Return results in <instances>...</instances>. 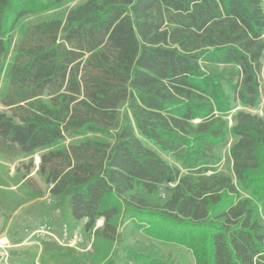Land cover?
<instances>
[{"label":"trees","instance_id":"16d2710c","mask_svg":"<svg viewBox=\"0 0 264 264\" xmlns=\"http://www.w3.org/2000/svg\"><path fill=\"white\" fill-rule=\"evenodd\" d=\"M65 1L0 0V167L24 169L0 179V211L70 235L84 221L89 241L46 238L31 264H177L166 244L264 264V0H86L14 41Z\"/></svg>","mask_w":264,"mask_h":264},{"label":"rangeland","instance_id":"374dc122","mask_svg":"<svg viewBox=\"0 0 264 264\" xmlns=\"http://www.w3.org/2000/svg\"><path fill=\"white\" fill-rule=\"evenodd\" d=\"M85 1L86 0H67L63 2L57 9L49 10L36 16H31L21 20L13 32L14 41L16 42L18 40L24 27L45 22L50 19L63 20L70 10ZM236 110L241 109L237 107ZM249 112L259 117H262L264 115L263 79L261 82V100L259 106L254 110H249ZM226 119L228 120L229 125H231L230 116H228ZM231 144L232 138L231 136H228L226 143L220 146V162L216 166L217 172H221L227 176H232L231 162L228 155ZM159 155L168 164L172 166L175 165V162L168 154L159 152ZM23 162L27 163V160ZM38 162V156L35 155L32 161L33 168L31 169L30 175L28 177H31L41 186L38 177L35 175ZM16 170H18V172H16ZM23 173L24 169L21 167V163L18 162L5 165L3 168L0 167V179L4 180L6 184L12 189H14L12 187L14 180L19 178ZM83 224L84 221H81L79 226L72 232V235H70L68 231L64 234V231L60 230L58 226H52L50 227V229H48L46 226H42L37 219H34L32 217L30 218V216L28 215L21 214V211H16L13 213L0 211V238L6 237L8 240V247L5 250L7 253L6 259L0 261V264H23L21 263L22 258L27 260L26 264H31V261L29 260L30 253L25 252V250L29 247H33L37 252H39L41 248L39 242L41 240H45L46 238L57 240L58 243L62 245L76 247L77 251H80L82 248L89 249V241L80 235L81 226ZM97 226H99L98 223ZM78 235H80L81 237V242L76 244L74 243V239L75 236ZM134 238L139 242L147 243V239L142 237L138 233L135 234ZM127 243L128 242H126L125 244ZM15 252H18L21 255H15ZM162 252L164 255L170 254L172 259L177 264H193V259L190 253L186 251L182 246L176 244H166L162 247Z\"/></svg>","mask_w":264,"mask_h":264},{"label":"built area","instance_id":"2783aa9c","mask_svg":"<svg viewBox=\"0 0 264 264\" xmlns=\"http://www.w3.org/2000/svg\"><path fill=\"white\" fill-rule=\"evenodd\" d=\"M101 224V222L100 221H98V225H100ZM66 232L64 231V234H65ZM81 242V237H80V235H78V236H75V239H74V243H80ZM8 247V240H7V238L6 237H1L0 238V261H3V260H5L6 259V255H7V253H6V248ZM89 248V247H88Z\"/></svg>","mask_w":264,"mask_h":264}]
</instances>
